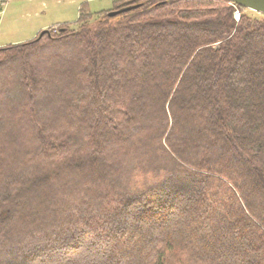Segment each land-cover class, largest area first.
Masks as SVG:
<instances>
[{
  "label": "trees",
  "instance_id": "trees-1",
  "mask_svg": "<svg viewBox=\"0 0 264 264\" xmlns=\"http://www.w3.org/2000/svg\"><path fill=\"white\" fill-rule=\"evenodd\" d=\"M114 5L0 47V264H264V16Z\"/></svg>",
  "mask_w": 264,
  "mask_h": 264
},
{
  "label": "rangeland",
  "instance_id": "rangeland-1",
  "mask_svg": "<svg viewBox=\"0 0 264 264\" xmlns=\"http://www.w3.org/2000/svg\"><path fill=\"white\" fill-rule=\"evenodd\" d=\"M114 1L119 3L122 0H0V47L32 41L42 31L54 32L65 24L76 28L80 10L85 6V11H89L94 16L93 19H99L102 14L108 15L111 12L119 14L120 10H114ZM235 11L233 19L238 22L240 12L238 10L239 17L236 20ZM243 11L251 12L252 16L259 15L252 11ZM26 144L23 141V145ZM63 197L61 195L60 199L63 200Z\"/></svg>",
  "mask_w": 264,
  "mask_h": 264
},
{
  "label": "water",
  "instance_id": "water-1",
  "mask_svg": "<svg viewBox=\"0 0 264 264\" xmlns=\"http://www.w3.org/2000/svg\"><path fill=\"white\" fill-rule=\"evenodd\" d=\"M222 1L228 2L232 5L242 7L248 11H252L254 13H257L259 15L264 16V0H222ZM135 7L136 6L124 8V9L120 10L119 13L129 11ZM116 14H118V13L117 12H111L108 14V16L113 17ZM45 33H47V31H42L40 33L39 37H41Z\"/></svg>",
  "mask_w": 264,
  "mask_h": 264
},
{
  "label": "built area",
  "instance_id": "built-area-1",
  "mask_svg": "<svg viewBox=\"0 0 264 264\" xmlns=\"http://www.w3.org/2000/svg\"><path fill=\"white\" fill-rule=\"evenodd\" d=\"M235 12H236V13H235V19L238 20V17H239V15H238V10H236ZM236 14H237V15H236Z\"/></svg>",
  "mask_w": 264,
  "mask_h": 264
}]
</instances>
